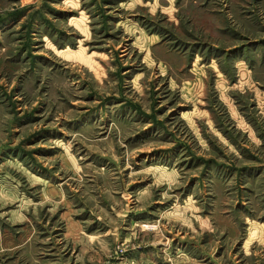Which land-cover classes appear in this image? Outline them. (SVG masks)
Returning a JSON list of instances; mask_svg holds the SVG:
<instances>
[{
  "label": "rangeland",
  "instance_id": "rangeland-1",
  "mask_svg": "<svg viewBox=\"0 0 264 264\" xmlns=\"http://www.w3.org/2000/svg\"><path fill=\"white\" fill-rule=\"evenodd\" d=\"M0 264H264V0H0Z\"/></svg>",
  "mask_w": 264,
  "mask_h": 264
}]
</instances>
